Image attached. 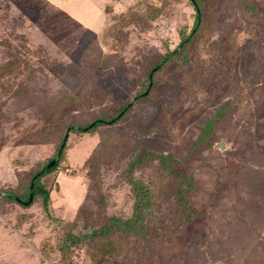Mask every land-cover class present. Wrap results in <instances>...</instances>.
I'll return each instance as SVG.
<instances>
[{"label": "rangeland", "instance_id": "rangeland-1", "mask_svg": "<svg viewBox=\"0 0 264 264\" xmlns=\"http://www.w3.org/2000/svg\"><path fill=\"white\" fill-rule=\"evenodd\" d=\"M202 11L199 33L148 81L190 34V0H0V264H264V0ZM145 92L111 132L68 129ZM118 131L132 148L107 147ZM136 151L173 154L193 219L157 163L128 176ZM53 160L47 210L40 196L26 205ZM131 182L152 192L145 232L82 239L132 218Z\"/></svg>", "mask_w": 264, "mask_h": 264}, {"label": "trees", "instance_id": "trees-1", "mask_svg": "<svg viewBox=\"0 0 264 264\" xmlns=\"http://www.w3.org/2000/svg\"><path fill=\"white\" fill-rule=\"evenodd\" d=\"M190 1L192 3L193 9L195 10V20L190 34L179 44V50H175L169 53L151 68V70L147 74L148 81H152L155 73L159 71L163 65H166L171 60H173V58L176 55L183 53L184 51L183 47L187 45L191 41V39L199 33L200 22L203 14L202 2L204 0H190ZM244 4L246 6L248 5L246 2H244ZM145 97L146 95L144 93L138 94L137 96L134 97V101L128 102L125 105H123L119 109L117 114L109 119H106L104 116H101L94 118L92 121H90L88 124L84 126H78L77 128L71 126L68 129L70 130V132L74 129H77V131L80 133H90L100 129H104L106 132H111L115 130L114 129L115 125L118 124L123 119V117H125L130 112V110L134 107V105L141 99H144ZM58 105H60V103ZM222 112H223V107L219 108V110L216 111L215 116L212 117L207 122V125L205 127L206 131L210 132L212 130L213 125L222 115ZM115 139H116V144L113 147L111 143H109L107 146L111 150L112 149L114 150L115 147L117 146H121L122 148H126V147L132 148L133 146V141L131 140V138L127 137V135H125L124 132L121 131L116 132ZM199 141H202V138ZM64 145L63 144L61 145L62 149L59 148L58 150L59 155L61 154ZM131 159L132 161L130 162L127 170L128 176H130L131 173L134 172L136 168L142 166L143 163H150V164L157 163L158 166H160L166 172L168 177L176 179V181L179 182L181 186V190H178V192L176 193L177 202L182 207L183 214L187 219V222L193 219L192 217L197 212L191 207L188 196L192 191L194 185L192 180H190L191 178L189 177V175L185 173H177L173 170L172 166L175 162H177L173 154L171 153L162 154L159 152H152V151H144V152L136 151L132 155ZM56 168H57V161H55L54 166L50 168H47V166L45 165L40 172L36 173L31 178L27 190L28 194L25 199L26 201H28L30 194H32L33 197L32 201L35 199L36 196H40L42 198L43 208L45 211L47 210V206L49 202V192L40 183V179L55 171ZM131 184L133 185L132 189L135 197L132 218L123 220L112 217L108 219L107 224L103 228L93 231L91 235L83 236L82 239L92 238L93 240L97 239L98 241H100L102 238L103 239L107 238V242L112 243V241H114V238L117 237L116 234L137 236L140 232L142 233V231H144V225L139 222V220L143 219L144 216H140V215L143 212V210L150 208L151 204L153 203L152 192L148 186L142 184L141 182H131ZM31 185L32 188H30ZM7 198L19 203H21L22 201L21 198L13 194H8ZM144 235L145 234L143 233L141 236L138 237L140 239H143ZM75 240L77 241V238Z\"/></svg>", "mask_w": 264, "mask_h": 264}, {"label": "water", "instance_id": "water-1", "mask_svg": "<svg viewBox=\"0 0 264 264\" xmlns=\"http://www.w3.org/2000/svg\"><path fill=\"white\" fill-rule=\"evenodd\" d=\"M146 94H147V92H145V95H146ZM66 140H67V134H65V136H64V138H63V145L66 143ZM61 149H62V147H61ZM54 164H55V160L51 161V162L48 164L47 168H50V167L54 166ZM30 188H32V185H31ZM32 199H33L32 194H30V195H29L28 202L26 203V205L30 204V203L32 202Z\"/></svg>", "mask_w": 264, "mask_h": 264}]
</instances>
